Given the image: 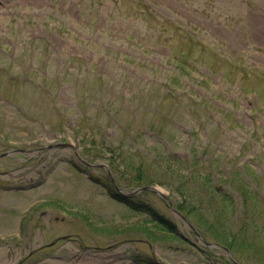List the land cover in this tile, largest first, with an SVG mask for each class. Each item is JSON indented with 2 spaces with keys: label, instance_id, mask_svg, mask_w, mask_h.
<instances>
[{
  "label": "rangeland",
  "instance_id": "1",
  "mask_svg": "<svg viewBox=\"0 0 264 264\" xmlns=\"http://www.w3.org/2000/svg\"><path fill=\"white\" fill-rule=\"evenodd\" d=\"M143 1L264 71V0ZM146 32L114 2L0 0V264H234L172 205L207 242L264 264V104L252 109L262 98H238L242 83L198 66L195 90L165 95L154 65L168 52L146 47ZM250 85L264 97L260 79ZM171 155L189 161L178 169ZM145 185L167 200L114 196ZM244 219L254 244L237 241Z\"/></svg>",
  "mask_w": 264,
  "mask_h": 264
},
{
  "label": "trees",
  "instance_id": "2",
  "mask_svg": "<svg viewBox=\"0 0 264 264\" xmlns=\"http://www.w3.org/2000/svg\"><path fill=\"white\" fill-rule=\"evenodd\" d=\"M87 3H93L96 5H103L108 0H86ZM116 3H119V9L121 13L127 14L131 17H138L141 19L142 23L147 29L146 37H145V45L148 48L153 47H159L164 48L169 51V54L167 56L166 64L164 67L154 65L156 67V73L160 75H164L163 78L166 79V84L170 87V91H168L165 95L173 97L175 100H181L184 96L187 95L188 92L183 91L180 93H173L172 87H180L184 86L187 90L192 88L191 90H195L193 88V85L196 84L195 81L199 79V77H196L195 74L197 73L193 72V68L196 69L197 66L201 68H205L206 70L210 71V76H213L214 74H220V71L222 70V76L226 77L228 81H237L233 82L235 84L242 83L243 89L240 90V95L238 98H242L245 96H259L262 99L260 101H257V99L254 98L255 106H254V112H258L261 110L262 105L264 104V97L261 95V88H255L254 86H251V80L253 79H260L261 82L264 83V73L260 75L259 73H255L256 70L253 69V67L248 66V64L244 61L243 58L237 57L233 59H229L227 57H224L221 53L213 49L210 45L204 43L197 35L193 33L192 30H188L184 28L181 24L172 22L169 20H163L158 15H156L151 7L146 4L142 0H115ZM33 40L26 44V47L30 45H34ZM148 63V62H144ZM200 65V66H199ZM158 66V67H157ZM154 67V68H155ZM159 68H164L166 72H163L164 70ZM259 71V70H258ZM203 77L207 76L204 75ZM238 75V76H237ZM198 76V75H197ZM161 77V76H160ZM240 78V81L237 78ZM264 87V85H263ZM245 90V91H244ZM185 92V93H184ZM261 96H260V95ZM190 96V94L188 95ZM167 100V99H165ZM236 102H239L238 99H236ZM198 114V113H197ZM196 146V145H195ZM199 147H193L191 152H196V154L199 153ZM149 156V155H148ZM162 156V155H161ZM180 160L179 168H182L184 161H189V157L187 158H179L178 155H171L170 157H166V162L176 161ZM191 165L193 168L197 169L200 167V160L198 157H192ZM188 166V165H186ZM169 168H171L169 166ZM190 169V166H189ZM197 173H201L197 170ZM202 175L207 177V174L201 173ZM188 178L192 181V186H195V184H198V179L193 174L188 175ZM231 178V177H229ZM196 180V181H195ZM232 182V179H227ZM158 181H161V183L165 184L164 180L160 179ZM183 191V194L185 196H190V188L186 183H182L181 185ZM241 189H243V193L245 195H249L250 192L247 190L246 187L240 186ZM188 190V191H187ZM189 192V193H188ZM219 195V194H218ZM116 198L120 201H127V197L120 195L118 193L114 194ZM258 196V195H256ZM201 204L204 203V200L201 199ZM202 207V206H201ZM178 208L183 211V208L181 205H178ZM195 210H191V213H194ZM201 213V211L199 210ZM197 213V211L195 212ZM207 222V221H206ZM242 222L241 227L238 230V234L242 238L237 237V241L244 240L246 244H254V238H248L249 234L256 235L257 229H255L252 222H250L247 219H244ZM231 238L234 237V235L230 236ZM228 245L229 249H232L230 243H226ZM254 247V246H249ZM242 257L245 256L241 252Z\"/></svg>",
  "mask_w": 264,
  "mask_h": 264
},
{
  "label": "water",
  "instance_id": "3",
  "mask_svg": "<svg viewBox=\"0 0 264 264\" xmlns=\"http://www.w3.org/2000/svg\"><path fill=\"white\" fill-rule=\"evenodd\" d=\"M142 190H151L157 194H159L160 196H162L165 200H166V196L163 193V191L161 189H159L158 187H150V186H146V187H142L140 189H138L136 192H140ZM135 192V193H136ZM131 193V192H130ZM134 193V192H132ZM174 212H176L183 220H185V218L176 210H174ZM191 228L194 230V232L196 233V235L198 236V238L201 239L202 242H204V239L201 237V235H199V233L194 229V227L190 224ZM205 243V242H204ZM206 245L210 246V247H220L222 248L220 245H216V244H209V243H205ZM227 250V249H226ZM227 255L231 258V260H233L236 264H239L236 262V260L233 258V256L231 255L230 251L227 250Z\"/></svg>",
  "mask_w": 264,
  "mask_h": 264
}]
</instances>
